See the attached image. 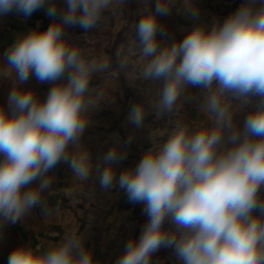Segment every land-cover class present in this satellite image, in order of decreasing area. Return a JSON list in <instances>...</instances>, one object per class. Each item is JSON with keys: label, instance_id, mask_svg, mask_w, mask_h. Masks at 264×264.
<instances>
[{"label": "clouds", "instance_id": "1", "mask_svg": "<svg viewBox=\"0 0 264 264\" xmlns=\"http://www.w3.org/2000/svg\"><path fill=\"white\" fill-rule=\"evenodd\" d=\"M125 4L0 0V16L27 18L44 8L52 20L46 29L37 23L16 34L0 60V80L11 83L0 104V231L36 207L51 212L45 194H54L53 170L64 164L80 181L94 175L102 191L116 189L129 203L143 205L146 222L138 237L127 239L115 264H154L161 248L172 249L180 264H264V0H243L223 20L198 21L171 41L161 23L171 14L170 0L145 7L135 41L141 77L159 85L152 103L156 118L172 115L182 99H195L211 126L175 123L163 142L117 175L134 135L93 163L82 143L92 107L88 93L93 77L109 64L85 57L66 29L78 26L86 36L106 11H121ZM186 12L199 16L195 3ZM116 58L120 69L127 67L119 51ZM30 78L51 85L43 99L24 87ZM145 115L137 102L129 123L141 130ZM7 264L99 262L84 235L69 232L55 244L14 248Z\"/></svg>", "mask_w": 264, "mask_h": 264}, {"label": "rangeland", "instance_id": "2", "mask_svg": "<svg viewBox=\"0 0 264 264\" xmlns=\"http://www.w3.org/2000/svg\"><path fill=\"white\" fill-rule=\"evenodd\" d=\"M173 8L171 14L161 18L166 26V41L182 39L198 21L182 10L194 3V0H170ZM154 5L155 0H127L121 11H106L96 28L91 29L86 36L78 27L66 29L70 42L82 49L87 58H97L109 64V68L95 75L90 82L88 98L92 107L88 111L89 127L82 136V143L90 150L93 163L114 145H123L129 135H134L133 142L128 146L127 159L117 166V175L124 168L134 166L153 144L163 142L169 130L177 122L188 124L192 129L211 126V119L197 108L198 101L191 99L178 102L177 110L170 116L156 118L152 103L158 89V84L143 80L140 74L141 57L136 47L135 24L138 22L146 6ZM203 7H209V0H202ZM234 4L225 6L219 4L217 13L220 20L227 17L228 10ZM18 15L9 13L8 19ZM209 18L203 16L202 19ZM41 29L48 26L43 19H37ZM120 52L127 59V67L120 69L116 53ZM50 84H43L37 93L41 99L46 96ZM195 95L197 89H189ZM141 102L145 107V125L141 130L134 129L129 123V113L134 104ZM245 112L237 114V120L242 123ZM79 151L78 148L72 149ZM58 165L53 172L60 167ZM71 172V170H70ZM76 182L85 185L83 191L76 192L75 198L83 200L76 207L68 205L69 199L61 190L54 194L60 197L63 214L61 227L48 228L36 238L37 244L43 243V238L56 239L59 242L66 233L83 234L86 244L93 248L94 256L99 264H115L116 258L123 252L127 239L138 237L147 217L142 213L143 205L129 203L123 192L116 189L105 192L100 189L98 179L90 177L87 182ZM64 195V196H63ZM37 210H42L36 207ZM89 215L91 217L89 218ZM48 231L59 236L49 235ZM36 244V245H37ZM44 245V243H43ZM154 264H180L173 250L161 248L153 257Z\"/></svg>", "mask_w": 264, "mask_h": 264}, {"label": "crops", "instance_id": "3", "mask_svg": "<svg viewBox=\"0 0 264 264\" xmlns=\"http://www.w3.org/2000/svg\"><path fill=\"white\" fill-rule=\"evenodd\" d=\"M242 2L243 0H209V7H203L202 0H194L195 5L199 8V16L194 18V20L211 24L214 18L219 19L217 13L219 4L224 3L225 6H229L233 3L234 6L228 10L229 14ZM58 3L60 7H63V0H58ZM187 9L183 7V14H190L186 12ZM203 16H209V18L202 19ZM7 17V15L0 16V60H2L4 50L13 41L16 34L34 28L37 19H43L47 26L52 22L51 18L46 15L44 8L37 10L27 18L20 14L12 19H8ZM10 87V81L0 80V104L6 103ZM24 87L33 88L36 93H39L42 90L43 84L38 83L34 78H30ZM59 167L54 173L56 179L53 188L64 192L66 198L69 199V206L76 207L78 204H83L84 201L77 200L75 194L76 192L83 191L85 185L76 182V177L66 165L60 164ZM45 199L48 207L51 209L49 214L44 215L42 210L39 211L34 208L24 220L15 225H7L0 231V264H7L8 257L14 248L26 243H31L35 246L37 244V234L42 236L43 232L47 231L48 228L59 229L61 227L64 218L59 203L60 197L55 194H45ZM90 217L91 215H89ZM43 243L44 246H48L57 243V241L56 239L44 237Z\"/></svg>", "mask_w": 264, "mask_h": 264}, {"label": "built area", "instance_id": "4", "mask_svg": "<svg viewBox=\"0 0 264 264\" xmlns=\"http://www.w3.org/2000/svg\"><path fill=\"white\" fill-rule=\"evenodd\" d=\"M49 233H47V234H49V235H53V236H59V234L58 233H56V232H51V231H48ZM37 239H39L40 240V237H36ZM38 244H40V245H43V243H38ZM44 246V245H43Z\"/></svg>", "mask_w": 264, "mask_h": 264}]
</instances>
